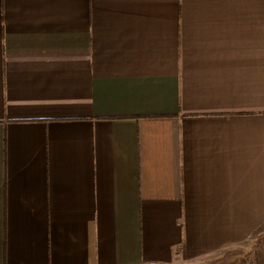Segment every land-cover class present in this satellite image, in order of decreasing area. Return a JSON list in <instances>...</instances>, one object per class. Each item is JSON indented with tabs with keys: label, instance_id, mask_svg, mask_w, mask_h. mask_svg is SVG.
<instances>
[{
	"label": "crops",
	"instance_id": "1",
	"mask_svg": "<svg viewBox=\"0 0 264 264\" xmlns=\"http://www.w3.org/2000/svg\"><path fill=\"white\" fill-rule=\"evenodd\" d=\"M0 264H264V0H0Z\"/></svg>",
	"mask_w": 264,
	"mask_h": 264
}]
</instances>
